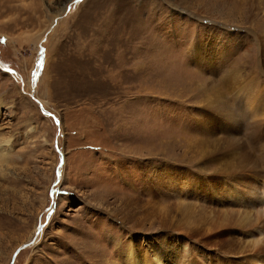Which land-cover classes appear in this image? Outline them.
Masks as SVG:
<instances>
[{
    "label": "rangeland",
    "instance_id": "374dc122",
    "mask_svg": "<svg viewBox=\"0 0 264 264\" xmlns=\"http://www.w3.org/2000/svg\"><path fill=\"white\" fill-rule=\"evenodd\" d=\"M0 146V264H264V0H0Z\"/></svg>",
    "mask_w": 264,
    "mask_h": 264
},
{
    "label": "water",
    "instance_id": "95a60500",
    "mask_svg": "<svg viewBox=\"0 0 264 264\" xmlns=\"http://www.w3.org/2000/svg\"><path fill=\"white\" fill-rule=\"evenodd\" d=\"M32 98H33V101L36 102V104H37L38 108L41 110V112H43V113H44L45 115H47V116H50V117L52 118V120L54 121V123H55V124H58V121H57L56 117H55L52 113H49L48 111L42 109V108H41V104L39 103V101H38L35 97H32ZM60 160H61V159H60ZM59 163H60V162H59ZM37 228H38V227H37ZM29 242H30V241L23 243L21 246H19V247L15 250V252H16L19 248L28 245ZM15 252H14V253H15Z\"/></svg>",
    "mask_w": 264,
    "mask_h": 264
},
{
    "label": "bare ground",
    "instance_id": "6f19581e",
    "mask_svg": "<svg viewBox=\"0 0 264 264\" xmlns=\"http://www.w3.org/2000/svg\"><path fill=\"white\" fill-rule=\"evenodd\" d=\"M255 94H256V93H255ZM255 96H256V95H255ZM36 99H37V98H36ZM37 100H38V99H37ZM252 100H253V99H252ZM38 101H39V100H38ZM257 102H258V101H257ZM39 103L41 104L40 101H39ZM255 106H256V105H255ZM255 106H254V107H255ZM41 108L44 109L42 104H41ZM44 110H45V109H44ZM253 132H254V131H253ZM0 147H1V146H0ZM237 159H238V158H237ZM224 167H225V166H224ZM221 169H222V168H221ZM243 169H244V168H243Z\"/></svg>",
    "mask_w": 264,
    "mask_h": 264
}]
</instances>
